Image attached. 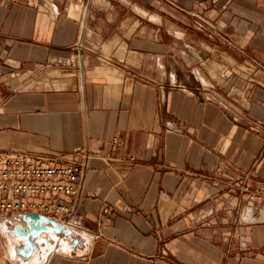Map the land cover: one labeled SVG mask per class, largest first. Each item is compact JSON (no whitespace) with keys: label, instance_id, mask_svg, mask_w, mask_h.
<instances>
[{"label":"crops","instance_id":"0c3cea01","mask_svg":"<svg viewBox=\"0 0 264 264\" xmlns=\"http://www.w3.org/2000/svg\"><path fill=\"white\" fill-rule=\"evenodd\" d=\"M31 3L0 4V97L60 107L0 115V146L83 164L37 264H264L247 193L264 188V0ZM20 65L58 78L22 88ZM31 260L0 242V264Z\"/></svg>","mask_w":264,"mask_h":264},{"label":"built area","instance_id":"2783aa9c","mask_svg":"<svg viewBox=\"0 0 264 264\" xmlns=\"http://www.w3.org/2000/svg\"><path fill=\"white\" fill-rule=\"evenodd\" d=\"M83 164L76 155L52 159L20 149L0 146V218L11 226L23 223L30 211L55 218L71 211L67 203L81 191ZM251 200L264 201V188L251 191Z\"/></svg>","mask_w":264,"mask_h":264},{"label":"rangeland","instance_id":"374dc122","mask_svg":"<svg viewBox=\"0 0 264 264\" xmlns=\"http://www.w3.org/2000/svg\"><path fill=\"white\" fill-rule=\"evenodd\" d=\"M4 4V5H8L9 7H14L15 9H21L22 7H24L25 5L26 6H30L32 8H34L35 5H33L31 3V0H0V4ZM24 69V66L23 65H20L18 67V70L15 71V72H19L20 73V82H19V86L22 87V88H25V87H37L38 88V83L39 81H44V80H48V79H52V78H58V72L57 71H54V72H45V73H42L40 72L38 74V72H34V71H27L26 70H23ZM35 74V75H34ZM34 77V78H32ZM32 79H35L36 82L35 83H31L30 81V84H28V81ZM16 87H18V85H16ZM44 87V86H42ZM43 89V88H42ZM39 90V88H38ZM59 95V94H58ZM55 97L56 95H44L43 93L41 94H21V95H12V96H9V97H0V103L4 100H6L5 102L8 103L7 105H3L1 104L0 105V115H8V116H12V117H17V110H20L22 114H24L25 116H27V113H31V112H36V113H42V112H47V111H51V110H54L55 108L58 109V107H55L52 109V106L48 109L46 107V105L44 104H41V105H27L26 104H30L31 102H44L46 99V97ZM38 108V110L36 111V109ZM34 110V111H33ZM5 111V112H4ZM0 136H3V135H0ZM35 143H33L31 145V149H40V147L43 146V144L47 143V142H44V141H41L40 138H36L34 139ZM25 145V143H21L20 144V147L23 148ZM17 149V148H16ZM20 149V148H18ZM30 149V150H31ZM22 150V149H20ZM63 156H66V155H63ZM1 219V218H0ZM5 238V237H4ZM5 242V240H3V236L2 238H0V242ZM5 247H6V244H5ZM13 249V248H12Z\"/></svg>","mask_w":264,"mask_h":264},{"label":"water","instance_id":"95a60500","mask_svg":"<svg viewBox=\"0 0 264 264\" xmlns=\"http://www.w3.org/2000/svg\"><path fill=\"white\" fill-rule=\"evenodd\" d=\"M21 218L23 223L13 227V234L22 242L17 245L16 253L26 258H31L34 251L41 245L39 238L45 233L65 232L66 227L60 221L46 214L30 211L22 213Z\"/></svg>","mask_w":264,"mask_h":264},{"label":"bare ground","instance_id":"6f19581e","mask_svg":"<svg viewBox=\"0 0 264 264\" xmlns=\"http://www.w3.org/2000/svg\"><path fill=\"white\" fill-rule=\"evenodd\" d=\"M49 235L52 237H55V234H49ZM2 236H3V240H5V242L3 243L6 244L7 254L11 256L13 254L14 256L15 251H16V245L22 242L20 238H18L17 236L13 234V226L8 224L4 218L0 219V238H2ZM39 242H41V245L34 251L33 255H31V258H28V260H31L33 258L31 262L23 261L21 264H37V257L39 256L37 253L38 252L44 253L45 250L50 249L52 245L50 244V242L48 241V237L46 236L40 237Z\"/></svg>","mask_w":264,"mask_h":264}]
</instances>
